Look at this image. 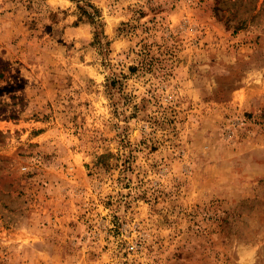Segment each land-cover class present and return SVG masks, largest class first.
I'll return each mask as SVG.
<instances>
[{
  "label": "rangeland",
  "instance_id": "374dc122",
  "mask_svg": "<svg viewBox=\"0 0 264 264\" xmlns=\"http://www.w3.org/2000/svg\"><path fill=\"white\" fill-rule=\"evenodd\" d=\"M86 1L0 0V264H264V0Z\"/></svg>",
  "mask_w": 264,
  "mask_h": 264
},
{
  "label": "trees",
  "instance_id": "16d2710c",
  "mask_svg": "<svg viewBox=\"0 0 264 264\" xmlns=\"http://www.w3.org/2000/svg\"><path fill=\"white\" fill-rule=\"evenodd\" d=\"M78 1L81 2L82 0H78ZM79 7L83 12V16L89 18L90 21L94 23L97 28L100 27L99 25L102 15H101V11L97 6L85 0V5H80ZM96 38H97L96 42L102 44L101 43L102 40H100L99 32H97Z\"/></svg>",
  "mask_w": 264,
  "mask_h": 264
}]
</instances>
